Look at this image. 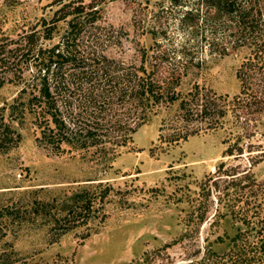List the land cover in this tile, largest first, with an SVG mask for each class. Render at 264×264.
<instances>
[{"label":"rangeland","instance_id":"374dc122","mask_svg":"<svg viewBox=\"0 0 264 264\" xmlns=\"http://www.w3.org/2000/svg\"><path fill=\"white\" fill-rule=\"evenodd\" d=\"M91 2L96 5V47L125 65H138L142 49L159 45L171 50L190 38L189 32L176 30L175 10L163 0H82L81 5ZM260 5L264 16V0ZM56 10L51 0H0V46L8 57V69H0V106L13 101L29 76L28 64H18L11 50L33 31L43 46L56 44L64 21L56 22L51 40L42 39L54 25ZM190 45L200 67L189 70L178 90L184 94L198 85L217 96L236 95V70L249 50L220 55L218 46L205 44L200 36ZM176 110L177 104L153 116L132 135L128 147L106 157L68 146L53 154L37 146L39 130L32 117L19 126L13 122L21 141L0 153V264L216 262L207 256L209 249L224 254L229 239L246 229L243 218L255 222L256 213L264 215V124L252 121L242 132L241 156L222 157L223 140L241 131L231 116L221 129L178 145L158 142L160 121ZM107 186L113 190L102 203L96 201L94 207L103 209L95 211L92 221L55 242L47 234L48 220L29 211L34 200L58 203L83 189L100 195ZM253 232L250 241L258 237Z\"/></svg>","mask_w":264,"mask_h":264},{"label":"trees","instance_id":"16d2710c","mask_svg":"<svg viewBox=\"0 0 264 264\" xmlns=\"http://www.w3.org/2000/svg\"><path fill=\"white\" fill-rule=\"evenodd\" d=\"M81 2L51 0L57 8L56 19L42 39L51 40L56 22L64 21L66 27L56 44L43 46L33 31L11 50L19 58L18 64H28L29 76L13 101L0 106L1 154L21 141L12 123L22 125L30 116L39 130L37 146L53 154L62 153L68 146L114 156L131 144L138 128L175 104L173 116L160 121L159 143L175 146L202 132L216 131L231 116L241 131L223 140L227 146L222 157L243 154L239 144L242 132L252 121L264 124V16L260 0H163L167 9L175 10L172 21L176 30L189 32L190 38L171 50L159 45L142 49L138 65H125L96 47V5L91 2L85 8ZM86 9L90 11L84 13ZM160 33L163 38L167 36L164 30ZM197 36L209 46H218L220 55L244 47L249 50L236 70V95L217 96L198 85L184 94L178 90L189 70L200 67V59L190 52L192 46L188 47ZM7 59L0 46V69H8ZM112 190L107 186L96 195L83 189L58 203L34 200L29 211L48 220L47 234L50 242H55L91 222L95 211L103 209L94 207L96 201L102 203ZM243 223L246 229H238L229 239L227 252L217 255L207 251V256L216 260L213 264H264V215L256 213L255 222L243 218ZM252 232L258 235L255 241H250Z\"/></svg>","mask_w":264,"mask_h":264}]
</instances>
